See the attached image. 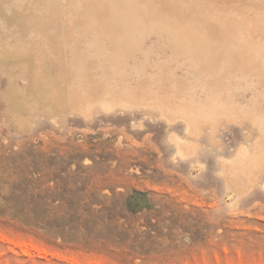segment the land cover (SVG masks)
<instances>
[{"label": "rangeland", "instance_id": "1", "mask_svg": "<svg viewBox=\"0 0 264 264\" xmlns=\"http://www.w3.org/2000/svg\"><path fill=\"white\" fill-rule=\"evenodd\" d=\"M63 2L0 0V264H264V59L77 36Z\"/></svg>", "mask_w": 264, "mask_h": 264}, {"label": "bare ground", "instance_id": "2", "mask_svg": "<svg viewBox=\"0 0 264 264\" xmlns=\"http://www.w3.org/2000/svg\"><path fill=\"white\" fill-rule=\"evenodd\" d=\"M59 1L61 2V0ZM63 1L61 6L63 22L66 26H70L77 36H82L83 33L85 34L90 31H92L93 34L97 31L105 35V33H108L109 29L116 26L119 28L120 36H116L115 38L123 40L124 35L130 36L131 32H139V34L141 33L143 35L148 33L150 29L156 27L160 29L165 36L169 37L167 38L169 40L168 43L170 47L173 48V51L176 52L175 55L178 56V58L180 56H185L182 57L184 59L186 57H204L210 59L211 63H213V59L221 60L225 57L232 61H244V63H248L252 67H254L253 63L255 61L262 58L264 59V0ZM123 20L126 23L131 20L132 22L126 24L123 23ZM246 29L249 30V32H246ZM96 36L99 37L98 34L94 37ZM154 36L156 37L157 35ZM107 38L111 39L112 37L108 36ZM163 38L161 40H163ZM134 40H136V38ZM157 40L159 41L160 39ZM149 41L151 40L149 39ZM191 47L194 51L196 49L197 53L190 52ZM224 48L225 51L226 49L229 51H226V53L223 52ZM230 49L232 50L230 51ZM188 60L190 59L188 58ZM197 60L195 61L197 62ZM196 62H194V64ZM203 64L204 63H202V65ZM237 66L238 65H236V68L238 69ZM200 68H202V66H200ZM241 71L245 73L246 70ZM210 74L212 75V73ZM211 75L209 77L213 78L214 76ZM256 75L257 72L255 76ZM221 83L222 81L220 84ZM208 90H210V88H208ZM206 94L210 95V93ZM216 96H218V94ZM218 98H220V96ZM211 99L212 98H210L211 103L209 101L206 103L208 106H211L209 104H215ZM220 102H223L222 99ZM225 102L228 104L227 101ZM225 102L220 103V106H223ZM199 103L202 104L201 101ZM204 104L205 102L203 101V106H205Z\"/></svg>", "mask_w": 264, "mask_h": 264}]
</instances>
